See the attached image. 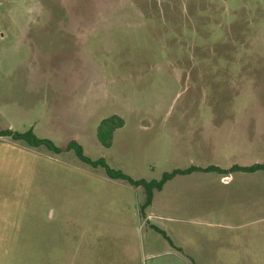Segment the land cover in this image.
<instances>
[{"label": "rangeland", "instance_id": "obj_1", "mask_svg": "<svg viewBox=\"0 0 264 264\" xmlns=\"http://www.w3.org/2000/svg\"><path fill=\"white\" fill-rule=\"evenodd\" d=\"M239 62L264 63V0H0V131L77 141L134 180L226 168L227 149L215 158L195 133L209 113L264 109L263 77L231 94L240 66L219 68ZM112 116L124 127L104 148ZM222 177H175L148 221L143 188L74 151L0 138V264H158L169 243L191 245L188 264H264V211H237L264 203V173L251 190Z\"/></svg>", "mask_w": 264, "mask_h": 264}, {"label": "crops", "instance_id": "obj_2", "mask_svg": "<svg viewBox=\"0 0 264 264\" xmlns=\"http://www.w3.org/2000/svg\"><path fill=\"white\" fill-rule=\"evenodd\" d=\"M228 68H219L224 70H236L231 74H227L229 80L233 82L231 94L234 95V99L241 101L244 99V94L248 92V89L242 90V86L239 85L243 80L247 82V86L250 88V93L253 92L255 86L253 85L255 81H258V78L264 79V74L256 73L257 71L264 70L263 64H249V63H230L225 64ZM233 66H240V68L232 69ZM246 71V73H242ZM231 87V86H230ZM230 93V92H229ZM238 95V96H237ZM210 122L207 126H202L199 129H196V140L195 142H202L206 147L213 146L212 156L219 158L220 156L225 155L221 147L227 149V156L230 159L226 168H222L219 165L206 164V166H193L194 168L205 169L208 167H216L221 170H229L233 167H252L256 165H264V109L259 111H250L245 108L234 109L231 112H222L217 115H212L209 113ZM199 117L205 118L206 114H202ZM195 165V164H194ZM192 168V167H190ZM186 170V169H185ZM210 174L216 172H192L188 175H182L184 177H192L196 174ZM262 173L264 171H256L253 173L245 172H232L228 174H223L221 182L225 185L232 184L235 178H241L243 180L242 186L246 185L247 188L252 189V183H258L260 181ZM220 174V173H217ZM237 174L248 175L244 177H237ZM222 175V174H220ZM234 178V179H233ZM174 179V178H173ZM172 179V180H173ZM170 182V181H169ZM155 197L151 206L147 208L148 216L145 217V220H148L153 217L157 211L155 208ZM165 210L168 207H164ZM163 210V212L165 211ZM171 211V210H170ZM232 212L236 211L234 209ZM243 214H260L264 211L263 202H252L250 201L247 205H241V208L237 210ZM228 214H231L228 212ZM170 240H168L169 242ZM171 247L164 250V252H159L156 254H151V257L157 256L159 258L158 264H168V262H179L180 264H188L190 262L189 258L185 251L191 247V245H172Z\"/></svg>", "mask_w": 264, "mask_h": 264}, {"label": "trees", "instance_id": "obj_3", "mask_svg": "<svg viewBox=\"0 0 264 264\" xmlns=\"http://www.w3.org/2000/svg\"><path fill=\"white\" fill-rule=\"evenodd\" d=\"M124 127V120L121 119L118 116H112L108 119H104L97 131V139L100 142V144L104 148H110L113 143L114 133ZM8 137L11 138L14 141H21L28 144L30 147L38 148V147H46L48 150L55 152V153H62L64 151H74L76 156L85 164L90 165L94 168L102 167L105 170L106 175L113 180H121L129 184L133 187H141L145 191L146 199L141 207V212H143L146 208L152 205L154 194L155 192H160L163 190L164 186L171 181L173 178L177 176L182 175H188L192 172H216L220 174H228L232 172H245V173H253L256 171H264V165H256L252 167H233L229 170H221L216 167H208L205 169L200 168H189L186 170H174L170 173H165L162 175L160 180H154V181H146V180H134L130 178L129 176L123 174L120 171H116L111 169L105 160L99 159L96 161L91 160L90 158L86 157L84 155V151L82 146L77 141H71L67 146L65 147H57L52 141L48 139H41L36 136V134L33 132V130H29L24 133L20 132H14L11 130H3L0 131V138ZM155 230L160 233L165 239L169 240V238L166 236L165 232L162 230L155 228Z\"/></svg>", "mask_w": 264, "mask_h": 264}]
</instances>
